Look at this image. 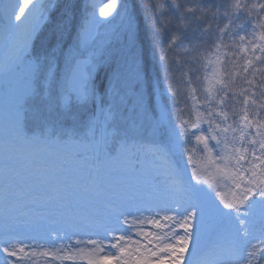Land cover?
<instances>
[{
	"label": "snow or ice",
	"instance_id": "snow-or-ice-1",
	"mask_svg": "<svg viewBox=\"0 0 264 264\" xmlns=\"http://www.w3.org/2000/svg\"><path fill=\"white\" fill-rule=\"evenodd\" d=\"M0 26V264H264V0H0Z\"/></svg>",
	"mask_w": 264,
	"mask_h": 264
},
{
	"label": "rangeland",
	"instance_id": "rangeland-1",
	"mask_svg": "<svg viewBox=\"0 0 264 264\" xmlns=\"http://www.w3.org/2000/svg\"><path fill=\"white\" fill-rule=\"evenodd\" d=\"M4 2H7V0H4ZM85 2L86 0H83V3H81L80 8L83 7ZM97 2H100V0H97ZM104 2H107V0H104ZM102 6L103 4L101 3V7ZM98 12L99 10L97 9V15H98ZM2 35H3V28L2 26H0V37H2ZM240 56L243 57L244 53H240ZM241 64H242V60H241ZM9 79H10L11 88L13 90L17 89L19 86L18 78L14 75L10 77ZM10 107H11V96L9 95L8 89H6L3 84H0V135L3 134V130L6 127L9 112H10ZM61 124L62 123H60V126H56L58 131L61 130ZM196 159L198 161L199 157L197 156ZM189 176H190V172H189Z\"/></svg>",
	"mask_w": 264,
	"mask_h": 264
},
{
	"label": "trees",
	"instance_id": "trees-1",
	"mask_svg": "<svg viewBox=\"0 0 264 264\" xmlns=\"http://www.w3.org/2000/svg\"><path fill=\"white\" fill-rule=\"evenodd\" d=\"M144 2L147 3L148 0H144ZM81 3H83V0H77V4H78L79 8H80ZM132 3L137 6V13L139 14V0H132ZM141 24H142V18H141ZM170 36H171V33H169V37ZM113 68H115V64L114 63L109 68L100 70L98 75H97V83L98 84L105 83L107 74ZM51 121L56 126H60V123H62L64 127H67L69 125V123H70L69 121H60V118L57 116V114L55 112H53V114L51 116ZM34 127H35V125L31 121H29L28 124H27V130H30V129L34 128Z\"/></svg>",
	"mask_w": 264,
	"mask_h": 264
}]
</instances>
